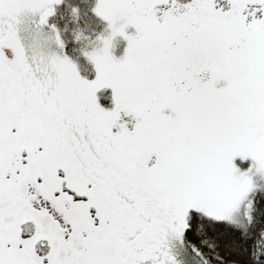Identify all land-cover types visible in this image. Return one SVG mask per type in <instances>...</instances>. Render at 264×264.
I'll use <instances>...</instances> for the list:
<instances>
[{
  "label": "snow or ice",
  "instance_id": "6c2138e0",
  "mask_svg": "<svg viewBox=\"0 0 264 264\" xmlns=\"http://www.w3.org/2000/svg\"><path fill=\"white\" fill-rule=\"evenodd\" d=\"M0 264H264V0H0Z\"/></svg>",
  "mask_w": 264,
  "mask_h": 264
},
{
  "label": "rangeland",
  "instance_id": "374dc122",
  "mask_svg": "<svg viewBox=\"0 0 264 264\" xmlns=\"http://www.w3.org/2000/svg\"><path fill=\"white\" fill-rule=\"evenodd\" d=\"M120 51H122V46H121V49H120V50H118L117 54H119V52H120Z\"/></svg>",
  "mask_w": 264,
  "mask_h": 264
}]
</instances>
